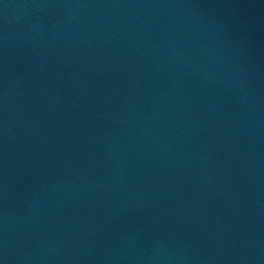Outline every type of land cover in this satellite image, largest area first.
I'll return each instance as SVG.
<instances>
[{
    "label": "water",
    "instance_id": "obj_1",
    "mask_svg": "<svg viewBox=\"0 0 264 264\" xmlns=\"http://www.w3.org/2000/svg\"><path fill=\"white\" fill-rule=\"evenodd\" d=\"M0 264H264V0H0Z\"/></svg>",
    "mask_w": 264,
    "mask_h": 264
}]
</instances>
